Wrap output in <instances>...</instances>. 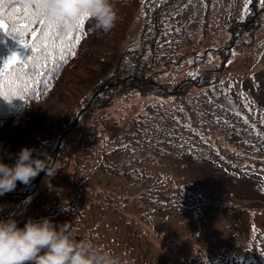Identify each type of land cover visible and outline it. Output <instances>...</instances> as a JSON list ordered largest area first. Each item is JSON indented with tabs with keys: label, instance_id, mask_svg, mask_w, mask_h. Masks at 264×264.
Wrapping results in <instances>:
<instances>
[{
	"label": "trees",
	"instance_id": "obj_1",
	"mask_svg": "<svg viewBox=\"0 0 264 264\" xmlns=\"http://www.w3.org/2000/svg\"><path fill=\"white\" fill-rule=\"evenodd\" d=\"M187 1L112 0L118 19L110 32L95 30L94 21L87 19L74 56L34 70L39 72L34 75L37 83L32 91L23 93V99L13 96L8 103L0 98V162L12 166L19 152L29 148L34 159L47 160L56 169L54 174L68 169L72 180L69 182L64 174L37 191L47 176L45 170L29 185L18 181L14 191L0 196V203H17L31 196V204L13 217L18 227L29 218H48L59 228L73 215L84 217L86 197L91 204H115L119 192L114 188L92 192L91 178L96 171L128 178L129 165L137 152L162 156L169 150L213 162L240 175L264 173V111L244 104L233 89L226 93L237 109L217 103L209 95L227 81L224 69L228 60L244 52L264 31V5L260 0H250L248 11L243 12V1L239 17L218 28L225 32L219 49L200 52L196 46H189L192 33L188 24L174 15ZM212 3L205 0L206 12ZM139 8L143 11L140 31L134 40L126 41ZM215 29L214 21L203 25L202 40L211 38ZM15 42L0 32V65ZM208 52H219L220 63L215 69L199 71ZM30 55L31 49L24 48L20 57ZM77 93L68 110L65 104ZM52 97L47 106L51 113L38 111ZM133 105L138 113L126 123ZM68 129L54 156L60 136ZM220 136L229 137L234 147L221 141ZM139 170L134 180L146 183L140 199L153 210L198 211L202 204L199 195L175 185L168 175L152 177ZM90 192L95 196H87ZM250 248L248 262L223 253L213 258L200 250L187 262L264 264V234L256 233Z\"/></svg>",
	"mask_w": 264,
	"mask_h": 264
},
{
	"label": "rangeland",
	"instance_id": "obj_2",
	"mask_svg": "<svg viewBox=\"0 0 264 264\" xmlns=\"http://www.w3.org/2000/svg\"><path fill=\"white\" fill-rule=\"evenodd\" d=\"M243 1L231 0L230 3V0H213L206 14L205 0H188L176 9V18L181 23L188 21V29L192 33L189 46H196L200 52L206 48L219 49L224 42L225 32L218 28L239 17V6ZM142 21L143 12L139 8L135 12L126 41H132L138 36ZM212 21L216 24L215 31L210 35L212 37L202 40L201 28ZM19 51V47H16L10 55L14 52L19 54ZM206 57L199 64V71L215 69L220 63L219 52H208ZM224 71L227 81L212 89L209 95L217 103L237 109L233 98L226 93L227 89H233L239 95L242 93V101L245 96L249 98V102L243 101L244 104H251L263 111L264 31L258 33L244 52L233 55ZM78 94L65 104L68 110ZM53 99L54 97L46 101L38 111L51 113L47 106ZM137 113V106H131L125 117L126 123H130V118ZM126 123H121L120 126ZM220 139L225 144L231 143L229 137L220 136ZM231 145L234 147L232 143ZM138 170L152 177L168 175V180L175 185L200 195L202 205L199 211L152 210L139 199L146 183L134 180ZM67 171L68 169H62L58 174L45 176L37 191L64 174V178L70 182L71 176ZM128 173L127 178L124 175H108L96 171L90 181L92 192L103 193L108 188H114L120 197L113 205L102 204L101 201L91 204L88 203L89 197H86L84 217L73 215L62 224H67L76 235L110 251L113 257L119 259L120 264H188V258L199 249L213 258L223 253L234 255L244 262L251 259V239L256 233L264 234L263 172L240 176L213 162L195 156H180L166 150L162 156L137 152L129 165ZM146 181L150 182L144 180ZM87 196L95 195L90 192ZM31 202V196L17 203L1 202L0 216L3 219H7L9 215L15 217L20 209Z\"/></svg>",
	"mask_w": 264,
	"mask_h": 264
},
{
	"label": "clouds",
	"instance_id": "obj_3",
	"mask_svg": "<svg viewBox=\"0 0 264 264\" xmlns=\"http://www.w3.org/2000/svg\"><path fill=\"white\" fill-rule=\"evenodd\" d=\"M47 18L60 22L65 32H76L78 21L87 15L94 29L110 32L118 19L112 0H44ZM4 99V98H3ZM11 103V100H6ZM47 160L33 158V150L23 148L9 166L0 162V196L14 191L17 182L29 185L41 171L47 176L55 168ZM0 264H120L110 251L91 240L77 238L67 224L57 226L48 218H29L23 227L9 215L0 219Z\"/></svg>",
	"mask_w": 264,
	"mask_h": 264
},
{
	"label": "snow or ice",
	"instance_id": "obj_4",
	"mask_svg": "<svg viewBox=\"0 0 264 264\" xmlns=\"http://www.w3.org/2000/svg\"><path fill=\"white\" fill-rule=\"evenodd\" d=\"M244 2L242 11L247 12L250 0ZM43 3L44 0H0V32L31 49L30 56L21 58L14 52L0 65V98L11 100L19 96L23 99V93L32 91L37 83L34 75L39 72L34 70L75 55L87 15L78 21L79 28L74 35L65 32L60 22L47 18ZM260 3L264 5V0Z\"/></svg>",
	"mask_w": 264,
	"mask_h": 264
},
{
	"label": "water",
	"instance_id": "obj_5",
	"mask_svg": "<svg viewBox=\"0 0 264 264\" xmlns=\"http://www.w3.org/2000/svg\"><path fill=\"white\" fill-rule=\"evenodd\" d=\"M58 147V146H57ZM56 151H57V149H56Z\"/></svg>",
	"mask_w": 264,
	"mask_h": 264
}]
</instances>
